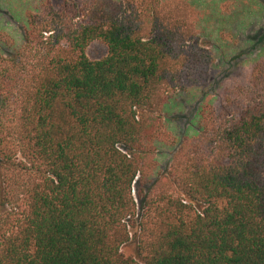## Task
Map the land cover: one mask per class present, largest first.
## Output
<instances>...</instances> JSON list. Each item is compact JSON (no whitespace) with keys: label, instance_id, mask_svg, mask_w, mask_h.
<instances>
[{"label":"trees","instance_id":"obj_1","mask_svg":"<svg viewBox=\"0 0 264 264\" xmlns=\"http://www.w3.org/2000/svg\"><path fill=\"white\" fill-rule=\"evenodd\" d=\"M200 8L42 0L22 45L0 33V264H264V58L193 135L164 117L215 64Z\"/></svg>","mask_w":264,"mask_h":264},{"label":"rangeland","instance_id":"obj_2","mask_svg":"<svg viewBox=\"0 0 264 264\" xmlns=\"http://www.w3.org/2000/svg\"><path fill=\"white\" fill-rule=\"evenodd\" d=\"M40 1L0 0V33L8 36L15 46L23 43L26 13ZM50 1L57 5L61 0ZM194 1L201 5L200 9H204L200 30L204 41L214 52L215 64L204 87L173 96L165 108L168 128L179 141L195 133L203 104L219 105L224 89L244 81L256 59L264 58V0ZM107 53V47L100 42L87 49V55L92 60H101ZM157 150L159 172L163 175L170 167L176 148L160 144ZM137 233L138 229L132 230L133 239L123 249L126 256L135 259H139Z\"/></svg>","mask_w":264,"mask_h":264}]
</instances>
